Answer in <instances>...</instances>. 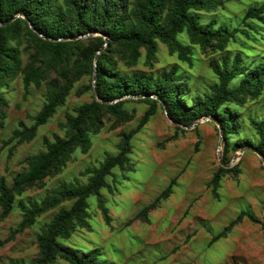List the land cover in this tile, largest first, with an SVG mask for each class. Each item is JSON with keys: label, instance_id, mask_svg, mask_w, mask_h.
<instances>
[{"label": "trees", "instance_id": "16d2710c", "mask_svg": "<svg viewBox=\"0 0 264 264\" xmlns=\"http://www.w3.org/2000/svg\"><path fill=\"white\" fill-rule=\"evenodd\" d=\"M218 5L221 3L217 0H0V130L9 107L4 90L11 82L22 75L28 95L32 85L40 89L44 82L53 79L46 103L40 113L31 118L34 125L28 128L21 122L23 130L14 131L12 139L18 138L19 144L36 136L38 128L46 125L64 106L78 81L93 77L95 58L101 51L96 62L100 100L95 96L93 102L77 109L76 116L69 115L62 124L64 136L55 135L53 141L46 140V150L27 159V168L14 178L12 185L0 176V224L9 218L15 207L22 214L21 223L0 246L33 227L44 214L58 210L37 235L39 254L32 264H55L58 260L68 264H109L102 259L99 248L85 252L63 241H69L80 230L90 229L88 200L92 196L97 197L106 224H111L102 190L110 189L107 178L114 175L115 169L134 171L130 159L131 141L156 114L158 105L179 127H191L208 117L216 119L224 133L225 163L229 162V154L237 152L243 145L253 147L264 157V117L249 120L253 138L239 139L238 147L231 145L241 126L239 114L231 105L242 106L262 95L264 62L249 68L243 65L240 54L231 59H213L210 66L218 81L210 87L209 94L190 100L191 105L187 99L188 84L178 74L177 67L157 77L139 72L123 75L117 70L116 57L135 66L143 51L149 60L154 59L160 43L167 46L171 55L177 54L181 62L191 66L193 46L224 53L239 36L251 40L248 34H258L257 27H264V1L249 7L236 27L218 26L216 20L203 24L201 13H211ZM91 33L100 35L77 39ZM185 33L190 45L179 40ZM23 53L28 55L25 66ZM89 90L93 91L91 84ZM125 96L145 97L139 102L149 109L137 129L123 135L117 155H108L98 167L87 168L82 173L87 176L86 183L77 179L64 183L41 201L19 199L28 191L44 189L46 181L59 175L78 149L88 153L91 135L104 128L107 115L120 124L131 122L134 116L124 107L128 102L123 100ZM234 172L239 173L237 166L221 167L209 186L216 192L221 178ZM176 182L177 178L173 179L134 220L150 224V213L170 198ZM66 204L70 206L66 207ZM246 218L259 223L250 212L243 211L211 244L226 237Z\"/></svg>", "mask_w": 264, "mask_h": 264}, {"label": "rangeland", "instance_id": "374dc122", "mask_svg": "<svg viewBox=\"0 0 264 264\" xmlns=\"http://www.w3.org/2000/svg\"><path fill=\"white\" fill-rule=\"evenodd\" d=\"M217 1L221 5L211 13L202 12L201 22L207 24L216 20L218 26L233 28L241 24L249 7L264 0ZM257 30L258 34H248L251 40L239 36L224 53L217 54L210 48L202 50L193 46L191 66L181 62L177 54L171 55L167 46L160 43L154 59L149 60L143 51L135 66H129L116 57L117 70L123 75L139 72L157 77L177 67L178 74L188 84L187 99L191 105L190 100L209 94L210 87L218 81L210 66L213 59H231L240 54L243 65L249 68L264 62V27H257ZM91 34L90 37L100 35ZM86 38L80 36L78 39ZM179 40L190 45L186 33L180 35ZM27 62L28 55L23 53V65ZM52 80L44 82L40 89L32 85L26 95L23 76L20 75L4 90L9 107L4 127L0 130V176L9 185L27 168L29 157L46 150V140L53 141L55 135L64 136L62 124L69 115L76 116L80 106L94 101V89L89 90L90 84L93 87V77H84L74 85L64 106L46 125L38 128L36 136L19 144L18 138L12 139L14 131L23 130L21 122L28 128L34 125L31 118L37 116L46 103ZM144 98L125 96L123 100L128 102L124 107L134 116L131 122L120 124L107 115L104 128L91 135L88 153L78 149L61 173L46 181L44 189L28 191L19 199L41 201L64 183L76 179L86 183L87 176H82V173L89 167H98L108 155H117L123 135L137 129L149 109L139 102ZM231 108L239 114L241 123L240 132L231 140V145L238 147L239 139L253 138L249 120L264 117V90L256 100H248L242 106L231 105ZM219 143L220 129L209 117L191 127H179L158 105L156 114L131 141L130 159L134 171L115 169L114 175L107 178L110 189L102 190L111 224H106L97 197L92 196L88 200L90 229L80 230L69 241L63 242L85 252L99 248L102 259L109 264H264V162L247 148L249 145L231 152L226 164H231L236 154L241 155L228 168L237 166L239 173L225 174L215 192L209 184L222 167ZM223 149L222 142V155ZM175 178L177 182L172 195L150 213V224L135 221L136 216ZM243 211L250 212L259 223L246 218L226 237L211 244ZM57 212L44 214L33 227L0 246V264H32L39 254L37 235ZM21 221V211L15 207L9 218L0 224V243L11 237ZM55 264L68 263L58 260Z\"/></svg>", "mask_w": 264, "mask_h": 264}, {"label": "water", "instance_id": "95a60500", "mask_svg": "<svg viewBox=\"0 0 264 264\" xmlns=\"http://www.w3.org/2000/svg\"><path fill=\"white\" fill-rule=\"evenodd\" d=\"M0 26H1V24H0ZM31 28L35 31V32H37L35 29H34V27L31 25ZM90 36H92V34H88V35H86V36H84L85 38L86 37H90ZM42 37V36H41ZM47 39V38H46ZM78 39V38H77ZM106 44L108 43V38L106 37ZM101 53V51L99 52V54ZM98 54V55H99ZM98 55H97V57H96V62H97V58H98ZM96 83H97V68H96V63H95V69H94V76H93V89H94V93H95V96L97 97V99L98 100H100L99 98H98V91H97V85H96ZM133 98H139L140 96H132ZM210 118V117H209ZM212 121H214L217 125H218V127H219V129H220V143H219V160H220V164H221V166L223 167V168H226V169H228V168H230L231 167V165H233L236 161H237V159H239L240 158V156L241 155H238V154H236L235 155V157H234V159H233V161H232V163L231 164H226L225 163V161H224V158H223V155H222V150H221V146H222V142H223V137H224V133H223V130H222V127H221V125L219 124V122L216 120V119H214V118H210ZM249 150H251V151H253L254 153H256L259 157H261L262 158V160H263V162H264V157H263V155H261L256 149H254L253 147H247ZM244 152V148L241 150V153H243Z\"/></svg>", "mask_w": 264, "mask_h": 264}]
</instances>
